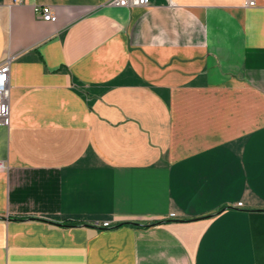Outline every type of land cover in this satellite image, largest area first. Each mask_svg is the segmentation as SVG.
Listing matches in <instances>:
<instances>
[{
    "label": "crops",
    "instance_id": "crops-1",
    "mask_svg": "<svg viewBox=\"0 0 264 264\" xmlns=\"http://www.w3.org/2000/svg\"><path fill=\"white\" fill-rule=\"evenodd\" d=\"M19 1L0 264H264V0Z\"/></svg>",
    "mask_w": 264,
    "mask_h": 264
},
{
    "label": "built area",
    "instance_id": "built-area-1",
    "mask_svg": "<svg viewBox=\"0 0 264 264\" xmlns=\"http://www.w3.org/2000/svg\"><path fill=\"white\" fill-rule=\"evenodd\" d=\"M14 3H20L19 0H14ZM109 5L119 7H143L148 5V0H112ZM245 5L254 7V0H245ZM39 20L54 23L56 16L53 15L51 8L48 6L39 7L36 9ZM11 58H7L0 63V127L9 126V73H10ZM5 169V165L0 161V170ZM95 227L108 228V222L93 223Z\"/></svg>",
    "mask_w": 264,
    "mask_h": 264
},
{
    "label": "trees",
    "instance_id": "trees-1",
    "mask_svg": "<svg viewBox=\"0 0 264 264\" xmlns=\"http://www.w3.org/2000/svg\"><path fill=\"white\" fill-rule=\"evenodd\" d=\"M156 224V223H155ZM158 224V223H157ZM125 225H127V224H125ZM129 225H135V224H129ZM136 226V225H135Z\"/></svg>",
    "mask_w": 264,
    "mask_h": 264
},
{
    "label": "water",
    "instance_id": "water-1",
    "mask_svg": "<svg viewBox=\"0 0 264 264\" xmlns=\"http://www.w3.org/2000/svg\"><path fill=\"white\" fill-rule=\"evenodd\" d=\"M136 225V224H135Z\"/></svg>",
    "mask_w": 264,
    "mask_h": 264
}]
</instances>
